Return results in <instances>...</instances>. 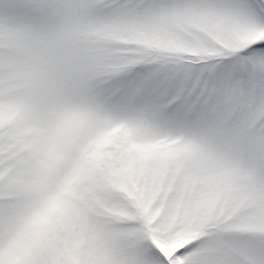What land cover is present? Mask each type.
<instances>
[{
    "label": "snow or ice",
    "instance_id": "1",
    "mask_svg": "<svg viewBox=\"0 0 264 264\" xmlns=\"http://www.w3.org/2000/svg\"><path fill=\"white\" fill-rule=\"evenodd\" d=\"M0 264H264V0H0Z\"/></svg>",
    "mask_w": 264,
    "mask_h": 264
}]
</instances>
